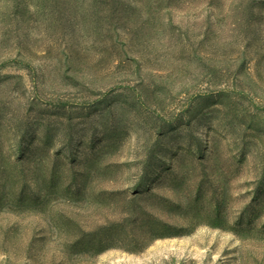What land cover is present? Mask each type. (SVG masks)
<instances>
[{"label":"rangeland","instance_id":"obj_1","mask_svg":"<svg viewBox=\"0 0 264 264\" xmlns=\"http://www.w3.org/2000/svg\"><path fill=\"white\" fill-rule=\"evenodd\" d=\"M0 264H264V0H0Z\"/></svg>","mask_w":264,"mask_h":264}]
</instances>
